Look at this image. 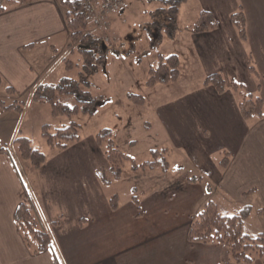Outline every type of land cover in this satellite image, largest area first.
Listing matches in <instances>:
<instances>
[{"label":"crops","instance_id":"0c3cea01","mask_svg":"<svg viewBox=\"0 0 264 264\" xmlns=\"http://www.w3.org/2000/svg\"><path fill=\"white\" fill-rule=\"evenodd\" d=\"M194 1L198 14L205 10L215 16L217 28L197 34L179 30L173 40L186 33L192 48L189 52L203 62L206 75L221 72L228 86H242L245 92L260 96L264 105L262 24L258 23V30L254 28L247 10L249 0ZM188 3L186 0L179 11ZM124 6L125 0L121 9ZM239 6L246 9L245 43L230 22ZM64 11L57 0H34L13 1L0 13V77L1 86L13 89L14 94L9 95H26L30 101L33 89L46 83L48 64L55 60L69 71L66 62L75 51L74 45L68 47L72 42ZM115 14H107L105 32L114 27ZM256 33L260 46L255 43L254 51ZM38 47L48 49L43 65H35ZM248 52L256 56L258 76L248 70ZM61 78L47 84H56ZM237 99L229 87L218 94L212 86L203 85L194 98L164 112L165 127L179 132L180 144L211 184V191L206 193L201 184H190L185 177L140 199L139 209L131 198L119 201L116 211L110 209L95 167L89 164L93 152L95 156L101 153L92 138L47 157L38 170L29 172L34 171L29 185L23 171L27 164L21 163V172L11 150H0V264H225L227 250L222 245L191 244L187 232L201 203L211 200L216 204L215 198L227 203L228 199L238 200L251 212L259 211L264 221L260 213L264 209V117L243 120ZM225 154L228 161L222 167ZM20 204L39 219L40 227L50 235L51 247L33 252L25 244L14 218ZM252 264L264 263L256 260Z\"/></svg>","mask_w":264,"mask_h":264},{"label":"rangeland","instance_id":"374dc122","mask_svg":"<svg viewBox=\"0 0 264 264\" xmlns=\"http://www.w3.org/2000/svg\"><path fill=\"white\" fill-rule=\"evenodd\" d=\"M188 4L178 12V31L183 30L184 25L186 27L192 25L198 17L197 2L189 0ZM160 6V3L154 1L125 0L124 8L115 14L116 23L108 33L116 40L110 39L112 37L108 34L107 37L110 39L108 44L100 43L97 46L96 54H103L104 64L96 73L88 77L91 96L96 97L94 115L78 114L72 118L65 116L53 118L47 104L34 103L31 100L27 102L26 95H9L5 92L6 86H0V144L11 146L12 140L21 135L30 141L34 149L45 154L46 158H51L54 154L57 155L58 150L46 144L41 136L42 125H48L50 132H54L57 128L75 122L79 126V136L83 143H87L91 138L95 141V135L100 130L110 129L113 142L129 159L121 165V179L102 187L106 197L117 194L120 202L128 201L132 195L138 196L140 200L145 196L161 192L169 181H180L192 176L205 178L189 159L182 143L180 144L179 132L165 127L164 112L168 108L175 107L174 105L194 98L198 90L203 87V80L207 76L206 70L203 62L194 53L189 52L192 48L187 43L186 33H182L185 35L177 36L174 40L164 35L161 40L158 39L168 23L165 15L152 14ZM247 10L253 19L254 28L257 27L258 30V23L261 22L264 39V0H249ZM242 11L245 14L246 9L242 7ZM90 27L88 26V29ZM98 33L104 34L101 29ZM256 37L257 40L252 46L254 51L256 44L260 46L257 33ZM75 47L74 44V50ZM44 48L38 47L36 53L38 59L34 61L35 65H43L45 55L48 53V49ZM172 54L177 56L179 62L178 79L165 84L147 86L148 70L156 66L159 56L167 57ZM247 56L251 57L252 65L257 69L256 60L254 62L253 59L256 58L255 54L253 53L254 57H252L248 52ZM69 59L74 64L79 61V56L74 52L68 57V61ZM56 62L55 60L48 64L50 75L46 83L53 82L56 77L77 78V68L74 67L66 72L64 63L55 64ZM262 63L264 64V59L262 62L260 60V66ZM129 92L141 95L145 103L141 106L131 103L126 98ZM63 101L69 105L75 103L73 97H66ZM15 102L22 105L21 112L14 108H3ZM104 148V144L98 146L101 153L95 156L93 152L90 156L89 164L92 168L95 167L93 170L95 172L100 168H108L103 153ZM11 150L18 157L12 147ZM153 151L162 153L166 159L167 173H162L160 169L137 171L131 169L132 163L140 165L152 161ZM212 160H216V155H213ZM102 162L105 166H101ZM26 166L23 165V168L29 185L34 180L32 174L34 171L29 173L32 168L27 169ZM133 188L136 190L135 194L132 193ZM215 199L222 214L237 213L245 205L238 200L228 199L229 203H227L220 198ZM258 212L253 210L243 226L244 232L252 237L264 231V221Z\"/></svg>","mask_w":264,"mask_h":264},{"label":"trees","instance_id":"16d2710c","mask_svg":"<svg viewBox=\"0 0 264 264\" xmlns=\"http://www.w3.org/2000/svg\"><path fill=\"white\" fill-rule=\"evenodd\" d=\"M24 4L34 0H0V13L6 10L11 2ZM64 7V21L72 43L76 44L75 52L79 56V61L72 64L66 62L68 70L77 68V78L62 77L56 84L40 83L31 93V101L34 103L47 104L50 108V115L56 117L72 118L78 114L92 116L95 113L96 97L91 96V84L88 77L96 73L104 64V56L102 53L96 54V48L101 43V36L84 34L88 27L89 21L82 13L81 0H57ZM99 1V0H97ZM109 1V0H100ZM149 2L160 3V8L152 12L153 16L161 14L168 18V23L164 26V32L160 33L158 39L161 40L163 35L168 39H173L177 33L178 12L180 6L186 0H147ZM230 22L237 32L241 42L247 41L246 36V18L242 11V7L238 11L230 15ZM215 16L205 10H201L194 23L186 28L191 33H204L213 31L217 28ZM72 44L68 45L71 48ZM101 52V50H100ZM251 57H248V70L251 74L258 76L256 68L252 65ZM179 77V62L175 55L167 57L159 56L155 67L148 70L147 86H153L157 83H169L176 81ZM2 80L0 77V86ZM204 86H212L218 94H223L229 87L238 97L236 103L241 117L245 121L262 119L264 117V105L260 96L243 92L240 85H227L221 72H215L207 75L203 80ZM259 87V86H258ZM5 92L14 94L10 86L5 87ZM66 97H73L75 103L69 105L63 100ZM126 98L135 105H143L144 98L141 95L127 93ZM4 109L14 108L19 112L22 111V105L16 102L4 107ZM41 136L50 148L56 150H64L70 144L78 142L79 126L75 122H70L67 126L57 128L54 132H50L48 125H42ZM95 142L98 146L104 144V157L108 163V168H100L96 170V178L101 185H110L121 179V165L129 159L115 145L112 140V131L110 129H102L95 135ZM11 147L17 154L20 162L26 163L33 170H38L42 164L46 162V156L42 152L34 149L30 141L24 136H17L12 140L11 146L1 145V151H10ZM154 159L140 165L132 163L131 169L137 171L139 169L155 170L160 169L161 172L168 171V163L162 153L153 151ZM26 161V162H25ZM228 154L220 162L222 167L227 165ZM189 183L201 184L205 192L211 191V184L202 176H192L188 178ZM132 193H136L135 188ZM132 202L139 209L140 201L138 196H131ZM108 204L112 211H116L119 207V197L113 194L108 197ZM251 209L244 206L239 212L226 215L222 214L217 205L211 200L201 203L198 209L191 217V222L187 232V241L191 244H218L227 250V262L225 264H252L256 260L264 263V233H259L255 237L246 234L243 230L244 222L249 217ZM264 215V209L260 210ZM15 222L23 241L31 248L33 252H41L52 246L50 235L40 227V221L30 210L23 204H20L14 215Z\"/></svg>","mask_w":264,"mask_h":264},{"label":"built area","instance_id":"2783aa9c","mask_svg":"<svg viewBox=\"0 0 264 264\" xmlns=\"http://www.w3.org/2000/svg\"><path fill=\"white\" fill-rule=\"evenodd\" d=\"M120 6L119 1H113L109 4L100 3L96 4L92 0H81V9L83 14L89 19V22L93 29H97L103 24V15L108 10H117ZM107 40V39H106Z\"/></svg>","mask_w":264,"mask_h":264}]
</instances>
